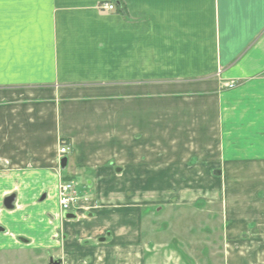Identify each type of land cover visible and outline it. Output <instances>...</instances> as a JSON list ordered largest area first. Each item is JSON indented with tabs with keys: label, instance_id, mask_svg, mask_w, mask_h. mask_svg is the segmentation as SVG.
<instances>
[{
	"label": "crops",
	"instance_id": "1",
	"mask_svg": "<svg viewBox=\"0 0 264 264\" xmlns=\"http://www.w3.org/2000/svg\"><path fill=\"white\" fill-rule=\"evenodd\" d=\"M243 126L264 181V0H0V250L144 264L148 197L208 180L202 153L239 149ZM68 181L84 199L65 216ZM261 201L247 226L223 212L225 264H264Z\"/></svg>",
	"mask_w": 264,
	"mask_h": 264
},
{
	"label": "rangeland",
	"instance_id": "2",
	"mask_svg": "<svg viewBox=\"0 0 264 264\" xmlns=\"http://www.w3.org/2000/svg\"><path fill=\"white\" fill-rule=\"evenodd\" d=\"M99 8L103 9L104 5ZM114 11L113 5V9L108 12ZM233 88V84L225 85L227 90ZM223 105L226 106L225 101ZM236 135L238 141L235 142H239V149L223 148V151L221 149L220 154L223 152L224 157H217L218 154L214 149L210 151L206 148L207 150L202 153V163L208 160L209 164L208 180L200 183L176 182L174 185L172 183L168 189L171 191L161 193V196L155 198L153 202L150 197L148 201L144 199L147 202L144 205L145 213L140 224L144 244L142 247L146 252L148 251L144 264H225L222 232L226 224L231 221L223 220V212L228 210L231 215L232 212L235 215L238 213L244 215L242 221L246 226L248 212H263L261 200L264 195V181L251 182L246 176L248 173L246 161L249 157L245 144L249 136L247 128L243 126L241 133ZM257 137L264 138V135ZM261 151L264 153L263 150ZM256 152L260 153L258 149ZM257 153L256 157H258ZM239 160L241 163H237ZM215 170H221L224 176L218 179L213 177L212 173ZM79 188L80 184H77L76 190L79 191ZM135 200L139 202L140 199ZM64 215L66 216V213ZM235 226L238 227L236 224ZM39 229L35 228L33 232H29L32 235L36 233L39 235ZM54 232L56 235L53 241L60 242L57 234L62 235L63 228ZM242 233L247 236L246 229ZM24 244L19 242L17 248L0 250V264H48L46 250H41L34 243ZM63 247L68 249L66 246ZM85 247L87 243L82 249ZM61 250L62 247L55 246L48 251L51 257L61 258ZM90 257V255H82L76 263L73 260L75 257H69L68 260L61 259L62 264H110L108 261L97 260V256L95 259L91 257L93 260ZM131 257L129 255L127 259ZM111 264H136V262L125 261L123 257L116 256L112 258Z\"/></svg>",
	"mask_w": 264,
	"mask_h": 264
},
{
	"label": "built area",
	"instance_id": "3",
	"mask_svg": "<svg viewBox=\"0 0 264 264\" xmlns=\"http://www.w3.org/2000/svg\"><path fill=\"white\" fill-rule=\"evenodd\" d=\"M104 10L111 11L113 5H104ZM69 149L66 145H61L60 155H66ZM83 199L78 196L76 185L73 182H61L58 186L57 201L61 211H69L72 207L78 205Z\"/></svg>",
	"mask_w": 264,
	"mask_h": 264
},
{
	"label": "flooded vegetation",
	"instance_id": "4",
	"mask_svg": "<svg viewBox=\"0 0 264 264\" xmlns=\"http://www.w3.org/2000/svg\"><path fill=\"white\" fill-rule=\"evenodd\" d=\"M77 191V190H76ZM77 193H78V191H77ZM78 196L80 197V195H79V193H78ZM82 199H84V198H82ZM83 201V200H82ZM82 201H80L78 204L80 205L81 204V202ZM59 206V205H58ZM78 206V205H77ZM77 206H75V207H72L69 211H61L62 213H72L74 210H75V208L77 207ZM60 209V208H59ZM159 210V209H158ZM57 238H59L60 239V242H63L64 240H65V237L63 236V235H60V234H58V236H57ZM20 242H22V243H25L24 245H28L29 243L24 239H22ZM47 255V256H46ZM45 256L47 257V259H48V264H62V259L61 258H53V257H51V254L49 253V251L48 250H46L45 251Z\"/></svg>",
	"mask_w": 264,
	"mask_h": 264
},
{
	"label": "water",
	"instance_id": "5",
	"mask_svg": "<svg viewBox=\"0 0 264 264\" xmlns=\"http://www.w3.org/2000/svg\"><path fill=\"white\" fill-rule=\"evenodd\" d=\"M65 166H66V159H62V161H61V168L64 169ZM43 199H44V197H42L41 200H43ZM14 201H15V197L13 195L5 198L3 200V204H2L3 205V208L5 210H7V211L12 210L13 209Z\"/></svg>",
	"mask_w": 264,
	"mask_h": 264
}]
</instances>
